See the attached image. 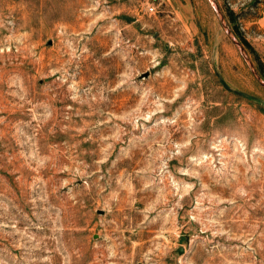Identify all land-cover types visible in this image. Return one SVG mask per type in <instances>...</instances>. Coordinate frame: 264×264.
I'll return each instance as SVG.
<instances>
[{"label":"rangeland","instance_id":"rangeland-1","mask_svg":"<svg viewBox=\"0 0 264 264\" xmlns=\"http://www.w3.org/2000/svg\"><path fill=\"white\" fill-rule=\"evenodd\" d=\"M263 8L0 0V264H264Z\"/></svg>","mask_w":264,"mask_h":264},{"label":"built area","instance_id":"built-area-1","mask_svg":"<svg viewBox=\"0 0 264 264\" xmlns=\"http://www.w3.org/2000/svg\"><path fill=\"white\" fill-rule=\"evenodd\" d=\"M147 11H148L150 14H155L156 9H155L154 6L149 5V6L147 7Z\"/></svg>","mask_w":264,"mask_h":264},{"label":"crops","instance_id":"crops-1","mask_svg":"<svg viewBox=\"0 0 264 264\" xmlns=\"http://www.w3.org/2000/svg\"><path fill=\"white\" fill-rule=\"evenodd\" d=\"M259 20H262L264 22V8H263V11H262V14H261V17L259 18Z\"/></svg>","mask_w":264,"mask_h":264}]
</instances>
